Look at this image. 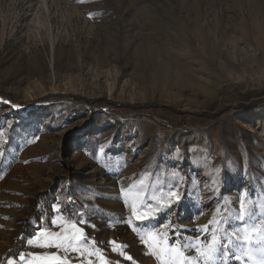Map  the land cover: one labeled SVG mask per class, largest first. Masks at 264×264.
Here are the masks:
<instances>
[{
	"label": "rangeland",
	"instance_id": "374dc122",
	"mask_svg": "<svg viewBox=\"0 0 264 264\" xmlns=\"http://www.w3.org/2000/svg\"><path fill=\"white\" fill-rule=\"evenodd\" d=\"M0 133V264H162L218 208L259 225L264 0H0ZM65 217L80 251L40 246Z\"/></svg>",
	"mask_w": 264,
	"mask_h": 264
},
{
	"label": "snow or ice",
	"instance_id": "6c2138e0",
	"mask_svg": "<svg viewBox=\"0 0 264 264\" xmlns=\"http://www.w3.org/2000/svg\"><path fill=\"white\" fill-rule=\"evenodd\" d=\"M13 106L16 107L15 105ZM153 199L156 198L153 197ZM179 199L180 193L178 191H170L167 196V203L159 205L155 211L158 212L162 208L170 209ZM145 206L152 209L151 203L145 202L141 204V207ZM53 208L54 211L63 215V210L59 204L54 205ZM253 208L254 205L246 204V201L242 197L237 219L242 221L246 220L252 214ZM215 212L219 215H214L208 224L198 229V231L204 233V238L199 236L194 238H181L179 235H176L175 243L170 244L162 250L164 257L162 264H228L229 259H235L238 262H243V264H264V222H261L259 225H252L251 228L245 227L242 230L231 233L229 236L226 232L222 233L221 229V225L224 224L226 219L225 210L218 208ZM145 218L144 215L137 216L138 220H144ZM147 218L151 219L152 217L148 216ZM64 222L70 225L71 231L50 233L51 239H49L48 243L40 246H55L57 249L63 248L65 253L70 249L73 252L80 251L77 245L83 244L87 241L88 237L84 228L78 227L77 224H83L85 221L81 219L77 222L72 221L70 217H65ZM52 224H56L55 219L52 220ZM166 227L170 231H176L171 225ZM209 233L211 234L210 238H208ZM169 239L171 240L172 237H169ZM206 239L207 242L205 243ZM28 243L32 244L33 241L29 239ZM110 243L115 244L116 242L110 241ZM66 245L67 247H65ZM254 245L256 246L255 248L253 247ZM120 247H124V245ZM188 251H194L196 255L189 257L186 255ZM257 251L259 252L258 256L256 255ZM80 255L82 256L84 253L80 252ZM128 258L131 259V257ZM51 260L59 262V264H68L67 256L60 257L55 253L51 255ZM8 264H32V262H26L25 254L19 253L16 258H9Z\"/></svg>",
	"mask_w": 264,
	"mask_h": 264
},
{
	"label": "trees",
	"instance_id": "16d2710c",
	"mask_svg": "<svg viewBox=\"0 0 264 264\" xmlns=\"http://www.w3.org/2000/svg\"><path fill=\"white\" fill-rule=\"evenodd\" d=\"M101 102V101H100ZM102 103H103V105L104 106H102L103 107V109H106V110H108V109H110L111 107H112V103H104V101H102ZM102 105V104H101ZM157 109H160V108H157ZM134 110V109H133ZM136 110V109H135Z\"/></svg>",
	"mask_w": 264,
	"mask_h": 264
}]
</instances>
